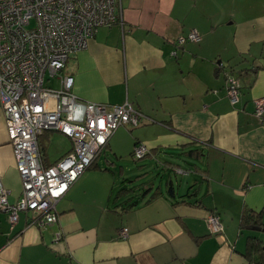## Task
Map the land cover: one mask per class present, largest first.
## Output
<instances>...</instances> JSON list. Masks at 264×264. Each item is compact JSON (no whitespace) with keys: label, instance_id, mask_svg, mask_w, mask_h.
<instances>
[{"label":"crops","instance_id":"obj_1","mask_svg":"<svg viewBox=\"0 0 264 264\" xmlns=\"http://www.w3.org/2000/svg\"><path fill=\"white\" fill-rule=\"evenodd\" d=\"M117 10L121 20L99 27L63 72L74 76L82 100L130 102L146 116L134 146L146 144L149 157L175 153L199 161L203 183L196 180L194 191L181 196L172 179L165 189L148 182L160 194L122 212L113 186L84 171L58 200L54 224L36 225L32 211L12 224L0 209V264H251L248 237L264 234L254 232L260 225L241 228V218L250 209L264 223V119L254 113L255 99L264 96V0H117ZM192 30L201 39L179 46L177 38ZM245 68L251 83L241 80L233 104L226 73ZM58 132L65 148L52 160L44 149L45 164L73 148L72 138ZM115 133L105 148H118ZM0 178L16 201L22 180L1 104ZM209 213L220 216L223 231L211 232Z\"/></svg>","mask_w":264,"mask_h":264},{"label":"built area","instance_id":"obj_2","mask_svg":"<svg viewBox=\"0 0 264 264\" xmlns=\"http://www.w3.org/2000/svg\"><path fill=\"white\" fill-rule=\"evenodd\" d=\"M120 18L117 0H0V104L22 180L21 196L11 202L0 178V209L12 224L29 211L36 225L54 224L58 200L106 147L115 130L140 125L146 118L128 101L110 105L80 99L73 91L74 76L63 72L69 56L86 47L99 27L111 26ZM200 39L192 30L179 36L177 43L182 46ZM226 78L235 104L241 94L240 81L230 72ZM254 102V113L263 121L264 96ZM48 130L73 140L72 150L50 165L44 163L39 143ZM149 152L144 143L134 147L138 158ZM207 221L211 232L223 231L218 214L209 213ZM127 235L128 229L123 228L121 236ZM61 237L59 232L55 238Z\"/></svg>","mask_w":264,"mask_h":264},{"label":"rangeland","instance_id":"obj_3","mask_svg":"<svg viewBox=\"0 0 264 264\" xmlns=\"http://www.w3.org/2000/svg\"><path fill=\"white\" fill-rule=\"evenodd\" d=\"M140 127L142 126L126 127L122 125L118 127L115 130L116 133L114 132L116 135L119 133L120 136L118 148L116 150H111L110 148L102 149L96 164L92 168L86 169L85 172L96 171L97 179L99 176V179L109 182L113 186L114 195L123 187H134L136 192L141 194L144 190L142 184L144 182L154 183L155 186L162 185L165 189L166 181L172 179L176 191L182 196L191 187H194L196 180L200 184L203 183L201 177L196 176L194 165L200 162L192 160L183 154L177 156L175 153H170L161 154L158 157L146 156L141 158L133 155L135 137H139L136 131ZM60 138V133L55 130H48L46 135L43 136L45 153L48 159L56 158L65 148ZM165 161L176 163L187 172H178L168 168V166H165ZM193 191L192 189L190 190L191 193ZM254 232L256 234H264V232L258 230H254Z\"/></svg>","mask_w":264,"mask_h":264},{"label":"trees","instance_id":"obj_4","mask_svg":"<svg viewBox=\"0 0 264 264\" xmlns=\"http://www.w3.org/2000/svg\"><path fill=\"white\" fill-rule=\"evenodd\" d=\"M228 72L235 75L236 78L239 79L240 84H241V80H243L246 84L251 83V79H250L251 72L247 68L238 70L236 74H234L235 73L234 71H228ZM240 89L242 90V84ZM44 133L42 135H44ZM41 136L39 137V143L41 142L40 141ZM138 143L139 142H136L135 146ZM40 149H41L42 158L44 160L43 152L45 148L42 147L41 144H40ZM197 151L198 149H191L189 153H194ZM198 152L200 153V151ZM150 153L151 151L147 153L144 157H146ZM132 154L134 155V150ZM98 157L99 155L95 158V160L87 169L92 168L96 164ZM46 165H50V164H46ZM147 183L146 182L142 183L145 186V188L141 194L137 193L134 187H123L118 190V192L114 196V199L116 201H119V199L122 198V201L117 205L118 207L120 206V211L124 212L129 209H132L134 206H137L140 200H144L147 198L148 193L151 194L148 196L146 201H150L151 199L155 198L157 195L160 194V190L158 187L153 189L145 185ZM168 191L172 194H174L175 192L171 181H169L168 183ZM255 225H260L264 228V223L260 219V214L256 213L253 210L245 209L241 218V228H251ZM245 256L247 257V259L250 261L251 264L264 263V239L256 235H250L248 237V245L245 252Z\"/></svg>","mask_w":264,"mask_h":264},{"label":"water","instance_id":"obj_5","mask_svg":"<svg viewBox=\"0 0 264 264\" xmlns=\"http://www.w3.org/2000/svg\"><path fill=\"white\" fill-rule=\"evenodd\" d=\"M253 228L256 229V230L264 232V228L262 226H255Z\"/></svg>","mask_w":264,"mask_h":264}]
</instances>
